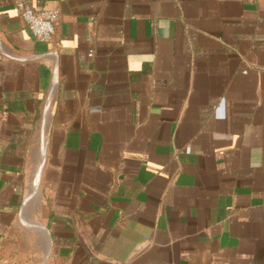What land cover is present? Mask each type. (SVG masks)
<instances>
[{
    "label": "crops",
    "instance_id": "0c3cea01",
    "mask_svg": "<svg viewBox=\"0 0 264 264\" xmlns=\"http://www.w3.org/2000/svg\"><path fill=\"white\" fill-rule=\"evenodd\" d=\"M27 4L59 19L0 0V264H264V0Z\"/></svg>",
    "mask_w": 264,
    "mask_h": 264
},
{
    "label": "built area",
    "instance_id": "2783aa9c",
    "mask_svg": "<svg viewBox=\"0 0 264 264\" xmlns=\"http://www.w3.org/2000/svg\"><path fill=\"white\" fill-rule=\"evenodd\" d=\"M13 3L30 34L38 42H49L54 34L55 26L59 19L58 10L37 11L27 4V0H13ZM88 56L91 57L92 52H89ZM0 58L12 59L11 56L4 54L0 55Z\"/></svg>",
    "mask_w": 264,
    "mask_h": 264
}]
</instances>
